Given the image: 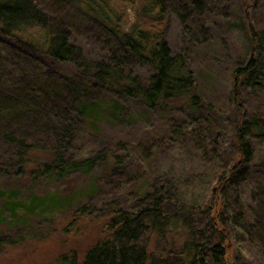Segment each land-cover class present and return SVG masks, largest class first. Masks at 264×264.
I'll return each mask as SVG.
<instances>
[{
  "label": "trees",
  "instance_id": "trees-1",
  "mask_svg": "<svg viewBox=\"0 0 264 264\" xmlns=\"http://www.w3.org/2000/svg\"><path fill=\"white\" fill-rule=\"evenodd\" d=\"M112 1L132 5L131 26ZM170 15L189 47L220 27L242 33L224 105L204 97L189 57L170 47ZM82 28L103 42L89 67L73 41ZM69 64L81 75L63 73ZM104 121L141 122L143 136L105 139ZM87 137L104 146L83 153ZM0 141L10 150L0 176L27 186L103 168L67 210L71 224L99 227L95 242L54 264H264V0H0ZM164 155L192 163L198 190L155 170ZM20 190L0 188L6 209L25 208ZM1 236L0 252L10 244Z\"/></svg>",
  "mask_w": 264,
  "mask_h": 264
},
{
  "label": "rangeland",
  "instance_id": "rangeland-1",
  "mask_svg": "<svg viewBox=\"0 0 264 264\" xmlns=\"http://www.w3.org/2000/svg\"><path fill=\"white\" fill-rule=\"evenodd\" d=\"M112 1L109 3V10L120 13L123 16L125 26H131L136 17L135 12L129 3ZM93 27V26H92ZM180 21L177 15H170L167 24V40L174 52H182L190 59V68L193 70L203 86L204 97L212 103L224 105L226 98L231 90V70L242 53L244 41L240 31L234 29L231 32L220 27L215 30L209 38L201 36L198 39L199 45L186 46L180 36ZM91 28H82L80 34L74 36V43L82 52L79 63L83 66L94 64L103 60V42L100 32L96 33ZM36 33V32H34ZM208 37V36H207ZM83 66L69 64L62 67V71L70 76H79L83 71ZM144 84L147 83L151 71L148 68L141 67L138 71ZM134 108L136 107L135 104ZM163 115V114H162ZM158 114L150 120L156 129L153 133H158L163 125L162 116ZM141 118V116H139ZM165 121V120H164ZM131 126L111 121H104L101 128V136L108 140H119L130 137L134 142L140 141L143 133L141 122L135 124L131 121ZM99 140V141H98ZM102 139L87 137L83 140L81 146L83 153H89L95 149L104 146ZM7 145L0 141V162L7 161L5 158L9 153ZM7 154V155H6ZM155 163V170H158L163 176L175 179L178 182L186 180L191 181L192 185L189 191L198 190L194 187L196 182L189 179L194 175L192 163L189 161L180 162L179 156L172 159L170 156H161ZM103 168H99V173L94 175L73 174L70 178L61 184L40 185L34 184L27 186L24 183H17L12 178H3L0 176V188H19L21 189V200L26 206L22 205L12 211L9 207L6 209L4 201L6 197L0 198V235L7 239L10 244L0 252V264H54L57 258L70 251L83 253L91 246L99 233V227L95 224H88L78 219L75 225L71 224L72 214L67 210L78 206L83 199V194L92 186L93 179L100 177ZM15 168H10L9 174H14ZM57 198L56 202L47 205H38V200L32 199L34 196ZM85 200V199H84ZM83 200V201H84ZM31 202V203H30ZM27 208V209H26ZM28 211V212H27ZM71 214V215H70ZM80 222H83L80 224ZM68 232L66 231V228ZM174 239L180 241V234L174 235Z\"/></svg>",
  "mask_w": 264,
  "mask_h": 264
}]
</instances>
